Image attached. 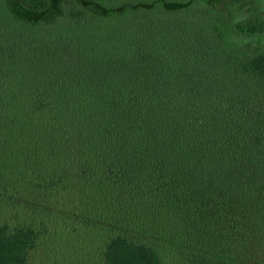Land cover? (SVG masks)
<instances>
[{
	"label": "trees",
	"instance_id": "trees-1",
	"mask_svg": "<svg viewBox=\"0 0 264 264\" xmlns=\"http://www.w3.org/2000/svg\"><path fill=\"white\" fill-rule=\"evenodd\" d=\"M51 222L101 264H264V0H0V264Z\"/></svg>",
	"mask_w": 264,
	"mask_h": 264
},
{
	"label": "rangeland",
	"instance_id": "rangeland-1",
	"mask_svg": "<svg viewBox=\"0 0 264 264\" xmlns=\"http://www.w3.org/2000/svg\"><path fill=\"white\" fill-rule=\"evenodd\" d=\"M68 234L51 222L32 253V264H101L98 242Z\"/></svg>",
	"mask_w": 264,
	"mask_h": 264
}]
</instances>
